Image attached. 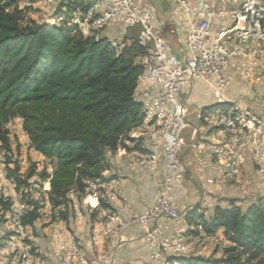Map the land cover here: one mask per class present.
<instances>
[{"label": "built area", "instance_id": "2783aa9c", "mask_svg": "<svg viewBox=\"0 0 264 264\" xmlns=\"http://www.w3.org/2000/svg\"><path fill=\"white\" fill-rule=\"evenodd\" d=\"M41 1L20 0L19 7L25 12L23 26L48 23L99 38L108 25L120 24L121 35L114 41L117 52L133 41L145 48V54L138 55L135 62L142 67L139 85L152 96L143 103L145 118L137 127L140 135L127 143L163 188L154 203L135 213L128 204L119 210L111 207L110 203L121 201L117 179H85L83 196L79 197L76 189L68 194V221L62 215L64 208L54 206L48 198L50 183L43 182L36 223L49 229L60 264H115L126 242L124 235L133 226L143 229L152 264H180L178 257L191 254L199 246L224 251L232 244L225 236L209 233L201 223L189 228L186 214L177 207L174 189L182 186L180 154L190 126V112L180 94L184 87L201 79L212 87L218 103L232 104L229 109L207 112L205 127L196 131L197 147L211 156L214 175L206 179L208 184L238 182L247 152L259 169L264 168V118L247 104L233 105L227 94L235 78L248 84L264 78V0H219L220 7L210 0H167L173 19L162 22V27H158L156 7L144 0H84V9L73 7L78 0H60L46 19L39 20L33 7ZM132 28H138L135 38L130 35ZM182 30L187 40L180 57L170 49L166 34L178 37ZM205 129L218 130L224 137L203 142L200 138ZM21 133L25 137L23 147L41 155L30 146L23 128ZM199 169L205 172L204 162ZM26 193L25 187L18 189L0 168V225L6 228L0 235V264H47L32 228L24 223L32 209ZM101 202L109 206L102 207ZM5 203H9L7 210ZM84 203L91 212L97 211L93 221L87 217ZM170 226H176V231L167 233ZM86 227L91 254L80 237L81 228Z\"/></svg>", "mask_w": 264, "mask_h": 264}, {"label": "trees", "instance_id": "16d2710c", "mask_svg": "<svg viewBox=\"0 0 264 264\" xmlns=\"http://www.w3.org/2000/svg\"><path fill=\"white\" fill-rule=\"evenodd\" d=\"M19 2L0 0V149L9 155L5 176L18 189L32 190L37 182L48 181L50 202L65 210L72 189L81 197L85 179L104 177L109 153L132 149L127 142L135 138L130 133L145 118L144 105L136 98L142 67L135 59L146 50L133 41L117 52L112 40L85 37L75 28L35 22L23 26ZM72 4L86 7L84 0ZM17 118L30 146L45 160L39 171L31 162L23 172L20 158L12 155L7 125ZM28 201L32 209L24 223L33 230L41 204L30 197ZM226 201L209 218L189 213L186 219L203 224L211 234L223 228L232 244L219 258L188 254L177 258L180 264H264V193L246 206L238 198ZM96 212H91V221Z\"/></svg>", "mask_w": 264, "mask_h": 264}, {"label": "crops", "instance_id": "0c3cea01", "mask_svg": "<svg viewBox=\"0 0 264 264\" xmlns=\"http://www.w3.org/2000/svg\"><path fill=\"white\" fill-rule=\"evenodd\" d=\"M146 3L155 6L159 16L158 27L161 23L173 19V8L167 0H144ZM214 6L220 7L219 0H210ZM120 24H110L102 32L101 37H106L113 42L121 35ZM138 28H132L130 35L135 38ZM170 49L177 56L184 55V47L187 40L186 32L182 30L180 35L166 34ZM228 97L233 105L247 104L254 112L264 118V78L258 79L255 83H245L237 78L227 90ZM152 96V92L146 90L144 85H138L136 98L144 103ZM181 99L186 103L189 109L190 126L185 131L186 145L184 146L180 159L184 168L181 171L182 186L174 189L177 207L180 212H184L186 217L189 213L195 217L204 215L209 218L216 205H226L227 198H238L239 204L246 206L257 194L264 193V182L255 170L250 152H247V161L242 178L238 182H226L224 184H208L207 178L213 176L214 172L210 168L211 156L201 152L197 147V130L205 127L203 113L205 110L214 111L218 103L214 97L212 87L204 80L197 79L184 87L180 94ZM214 100V102H213ZM232 104L226 105L223 109H229ZM213 106L214 109H207ZM222 108V107H221ZM19 127V126H18ZM22 129V123H20ZM140 128L132 130V137L139 136ZM200 138L203 142L221 140L224 135L218 130L205 129V133ZM21 138V137H20ZM22 143L24 139L21 140ZM129 151L119 149L114 154H108V163L110 169L107 175L112 176L118 181V194L121 198L119 203H110L114 209H122L125 204L131 206L132 211L139 213L147 206L154 203L157 197L163 191L160 180L154 175L152 170L145 167L139 157L133 154V147ZM204 162L205 172L200 171L199 166ZM259 175V176H258ZM186 226L193 227L188 218ZM176 226H170L169 232H175ZM81 228L80 237L82 238L87 251L91 254V244L89 231ZM6 230L5 225L1 226L0 235ZM218 234L224 235L223 228L219 229ZM47 237L35 236L37 245L43 252L47 264H60V259L55 255L53 244L49 233ZM44 239V240H43ZM125 244L120 248L117 254L115 264H152L149 258V246L144 239V231L139 226L131 227L124 235ZM198 250V249H197ZM202 252L193 253L202 255Z\"/></svg>", "mask_w": 264, "mask_h": 264}, {"label": "rangeland", "instance_id": "374dc122", "mask_svg": "<svg viewBox=\"0 0 264 264\" xmlns=\"http://www.w3.org/2000/svg\"><path fill=\"white\" fill-rule=\"evenodd\" d=\"M60 2V0H53L52 2H49L47 0H42L41 2H39L38 4H36V7H33V10L37 16V19L41 20V19H46L54 10L55 6ZM216 101V99H214ZM213 100V102H214ZM220 109H223V107ZM20 123H22V120L20 118L14 119L12 120L8 125L7 128L10 132V138H11V142H12V149H13V157H19L21 160V165H22V169L23 172H26L30 163L31 162H36L37 164V170H41L43 168V166L45 165V160L43 158L42 155H37L32 153L31 151H29V149L23 147V143L21 140H23L25 137H23L22 133H21V128H20ZM19 126V127H18ZM21 137V138H20ZM1 146V144H0ZM1 148V147H0ZM9 156V155H8ZM8 156L7 155H3V151L0 149V168H2L5 171V167H6V160H8ZM108 157V156H107ZM107 162V170L110 169V164L108 163L109 161L106 159ZM106 170V168H105ZM255 170L256 172L261 175H264V168L259 169L258 166L255 165ZM107 171L106 173H104V177H112L107 175ZM258 175V176H259ZM261 179L262 182H264V178L259 177ZM35 179H37L36 177L31 179V182H33ZM35 184V183H34ZM27 190L26 193V197H30V196H34V200L38 198V200H42L43 198V184H41L40 182H37L35 185H32V190L31 188H25ZM29 193V195H28ZM85 213L87 214V217L90 219V215H91V210L90 207L84 203L83 206ZM70 214H71V207L68 206V208H65L64 212H62L63 217H65L67 220L70 219ZM1 226V225H0ZM46 225L42 224V226L38 225L36 223L35 227L33 228L32 232H33V236H40V237H47L49 233V229L45 228ZM89 231V228L87 229ZM176 231V230H175ZM44 240V239H43ZM198 249V250H197ZM204 252L202 253V256L205 257H210L213 256L215 258H219L221 256H223V250H219L218 247H212V248H204V246H199L198 248H196V250H194L191 254L193 253H199V252ZM189 254V253H188ZM187 254V255H188ZM201 255V254H200ZM133 264V263H132Z\"/></svg>", "mask_w": 264, "mask_h": 264}]
</instances>
